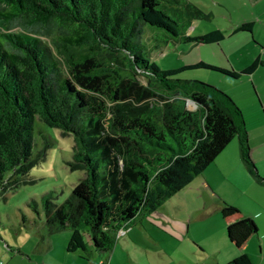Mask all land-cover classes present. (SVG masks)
<instances>
[{
    "label": "trees",
    "instance_id": "obj_1",
    "mask_svg": "<svg viewBox=\"0 0 264 264\" xmlns=\"http://www.w3.org/2000/svg\"><path fill=\"white\" fill-rule=\"evenodd\" d=\"M210 17L188 0H0V195L25 182L37 162L36 117L73 136L70 166L85 173L62 203L42 199L48 230H71L68 252L85 255L89 246L109 254L119 230L187 187L235 136L248 173L264 182L232 99L177 77L204 68L236 78L259 60L236 72L204 62L161 69L150 59L146 26L165 31L164 43L216 44L219 29L186 34L194 19ZM237 212L221 209L223 217ZM252 235L253 218L227 226L238 247ZM225 264L254 263L241 254Z\"/></svg>",
    "mask_w": 264,
    "mask_h": 264
},
{
    "label": "rangeland",
    "instance_id": "obj_2",
    "mask_svg": "<svg viewBox=\"0 0 264 264\" xmlns=\"http://www.w3.org/2000/svg\"><path fill=\"white\" fill-rule=\"evenodd\" d=\"M188 1L202 8L206 13H210L211 17L207 20L194 19L186 29V34L195 36L219 29L223 32L224 40L220 44L184 43L181 41L164 43L161 34H166L165 31L146 26L145 29L151 32L144 33V39L149 42L150 59L161 69H177L204 62L221 68L238 70L253 61L255 55L261 52L247 34L232 35L231 33L236 24L244 19H251L255 22V29L258 31L255 35L256 40H259L264 47V0L255 2L251 0ZM177 77L207 83L229 96L242 115L245 128L250 133L252 147L258 144L256 128L259 124L264 125L262 113L264 110V68H259L251 77L238 79L204 68L185 69L179 72ZM138 78L142 83H145L144 78L140 76ZM255 91L261 96V98L258 96L259 101ZM186 108L194 110L196 104L187 101ZM33 140L35 145L32 156L37 159V162L30 168L26 181L0 195V234L2 239L8 243V246L20 244L26 246L31 254L33 248L37 244H41L40 233L44 229L48 230L45 223L43 197L49 194L54 203H62L69 196L73 186L85 175L83 170L72 169L70 166L75 146L71 134H66L59 128L50 127L36 117ZM238 141V137L235 136L227 146L226 151L229 152L230 160L239 151ZM252 147L250 146V151ZM253 163L257 172L259 167H261V172L264 171V161L259 164L254 161ZM186 189L166 198L162 207L172 208L177 204L184 210L193 209L194 207L188 203L184 196L186 191H193V189ZM224 192L231 196L230 191ZM247 192L260 193V189L253 186ZM196 203L198 205V202ZM142 217L147 224L150 223V219L157 221L158 218H162V214L156 211H143ZM211 222V219L207 221V223ZM256 224L260 235L256 250L260 253L261 249L264 252V220L262 219ZM62 231L71 234L70 229ZM121 235L123 233H119L118 237ZM6 249L8 250V248ZM263 255V259L260 260L262 264H264ZM254 263L259 264L256 261Z\"/></svg>",
    "mask_w": 264,
    "mask_h": 264
},
{
    "label": "crops",
    "instance_id": "obj_3",
    "mask_svg": "<svg viewBox=\"0 0 264 264\" xmlns=\"http://www.w3.org/2000/svg\"><path fill=\"white\" fill-rule=\"evenodd\" d=\"M247 22L252 23L251 31H236L238 26ZM237 33L247 34L261 52L255 55L253 61L258 59L259 63L252 73H240L233 79L251 77L259 68H264V47L259 40H256L255 35L258 31L255 29V22L244 19L234 26L231 34ZM253 61L238 70L231 69L241 72ZM255 93L257 99L258 96L261 98L258 92L255 91ZM262 113L264 119V110ZM256 129L258 144L252 147L249 132H247V139L251 160L259 164L264 161V125L259 124ZM227 146L200 175H197L185 187L186 190L193 189V191H186L184 195L188 203L194 207L193 209L184 210L177 204L172 208H163L162 202L154 210L161 212L162 218H158L157 221L150 219V223L147 224L143 221V211L139 212L132 223L123 229V235L117 236L109 254L92 252L89 246L85 255L80 251L68 252L66 245L70 233L67 231L64 233L62 230L51 232L44 229L40 233L41 244L33 248L32 254L22 244L8 246L0 234V263L225 264L241 254H246L253 263L256 261L262 264L260 260L263 259L264 252L262 249L260 253L256 250L260 241L259 229L258 235L248 237L239 247L227 237V226L233 222L245 217L253 218L257 223L264 220V182L248 173L241 159L240 147L236 156L230 160L229 152L226 151ZM232 150L234 152V147ZM260 169L261 167H259V173L257 170L256 172L261 179H264V171L261 172ZM253 186L259 188L260 193L247 192ZM226 190L230 191L231 196L225 194ZM226 204L235 206L238 212L223 217L221 209ZM210 219L212 222L207 223Z\"/></svg>",
    "mask_w": 264,
    "mask_h": 264
},
{
    "label": "built area",
    "instance_id": "obj_4",
    "mask_svg": "<svg viewBox=\"0 0 264 264\" xmlns=\"http://www.w3.org/2000/svg\"><path fill=\"white\" fill-rule=\"evenodd\" d=\"M119 233L120 234L123 233V229H121V230L118 231L117 236H118ZM0 264H2V263H0Z\"/></svg>",
    "mask_w": 264,
    "mask_h": 264
}]
</instances>
